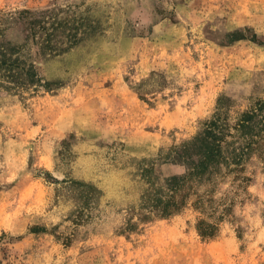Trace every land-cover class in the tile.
Listing matches in <instances>:
<instances>
[{
	"label": "rangeland",
	"instance_id": "374dc122",
	"mask_svg": "<svg viewBox=\"0 0 264 264\" xmlns=\"http://www.w3.org/2000/svg\"><path fill=\"white\" fill-rule=\"evenodd\" d=\"M26 9L46 30L26 50L40 82L0 73V264H264V145L201 206L138 219L207 121L238 136L264 100V0H0Z\"/></svg>",
	"mask_w": 264,
	"mask_h": 264
},
{
	"label": "trees",
	"instance_id": "16d2710c",
	"mask_svg": "<svg viewBox=\"0 0 264 264\" xmlns=\"http://www.w3.org/2000/svg\"><path fill=\"white\" fill-rule=\"evenodd\" d=\"M6 22L10 24L3 26ZM45 23V16L37 17L34 11L28 9L0 15V73L2 77L18 86L40 82L41 78L36 72L34 63L29 61L32 55H29L26 50H31L36 43L39 29L46 30ZM10 28H20L19 31L24 40L22 43L8 38L7 30ZM49 35L51 36V32ZM41 41L42 53H46L50 49V39L42 38ZM230 127L227 122L217 116L205 123L204 130L196 138L183 145V153L179 157L188 166L187 171L182 175L161 178L159 184L151 186L152 188L144 198L143 207L150 202L153 204L151 208L138 216L139 220L170 216L183 209L194 197V204L201 206L202 198L198 195V190L203 186L207 187L206 191L209 190L221 175L223 166H226L228 171L241 168L242 161L248 158L252 151L264 145V100L257 101L255 106L242 113L233 126L238 136L234 135ZM151 171V168L147 169V172ZM68 186L69 188L89 187L79 182H70ZM84 191L85 198L94 196L92 189H84ZM203 224L206 223L201 220L200 234L205 237L215 236L216 225L207 223L202 228ZM129 225L132 227L135 224L132 222Z\"/></svg>",
	"mask_w": 264,
	"mask_h": 264
}]
</instances>
